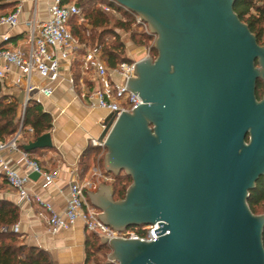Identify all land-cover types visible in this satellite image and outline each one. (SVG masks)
<instances>
[{"label":"water","instance_id":"obj_1","mask_svg":"<svg viewBox=\"0 0 264 264\" xmlns=\"http://www.w3.org/2000/svg\"><path fill=\"white\" fill-rule=\"evenodd\" d=\"M138 15L158 56L137 62L127 89L142 101L111 113L99 138L104 169L133 183L88 193L117 231L159 223L147 242L103 239L119 264H264V215L250 192L264 177V45L234 10L237 0H109ZM54 147L47 133L26 153ZM33 172L30 179L38 180ZM169 231V234L166 232Z\"/></svg>","mask_w":264,"mask_h":264},{"label":"built area","instance_id":"obj_2","mask_svg":"<svg viewBox=\"0 0 264 264\" xmlns=\"http://www.w3.org/2000/svg\"><path fill=\"white\" fill-rule=\"evenodd\" d=\"M39 1L35 0V4ZM101 8L105 12L118 14L107 4L101 5ZM22 11L23 7L19 5L14 12L1 16L0 26H6L11 30L17 28L20 25L19 17ZM34 12V17L26 23L28 27L26 33L17 44H12L10 36L6 34L3 36L4 43L0 46V82L5 89L19 92L21 97L16 99L20 105L22 122L29 102L35 101L42 105L41 97L51 99L57 84L63 81H67L78 98L92 109L106 110L120 116L122 112H132L142 104L139 95L127 89L129 79L136 78L134 70L140 60L130 59L120 63L115 69H109L102 59L101 46L87 49V46L82 45L70 28L73 17H78L80 24L85 23L83 12L76 3L62 4L61 0H51L48 18L44 21L37 20L36 9ZM133 15L137 24H147L138 15L134 13ZM144 49V58L155 59L150 46ZM80 50H84V64L80 81L76 83L72 69L75 56ZM89 71H92L93 77L86 80L84 75ZM22 126L18 133L6 142L0 141V181L6 180L9 187L16 191L22 200L36 202L43 210L49 212L48 222L53 233L72 228L78 221H82L86 231L96 234L101 240L124 238L152 242L161 236L155 233V230L160 228L159 223L117 231L102 222L98 216L101 215V211L94 207L88 198V192L96 189L99 181L111 180L112 174L102 172L99 167L94 168L92 176L85 179L76 178L69 184L68 198L60 212L39 196H31L26 189L30 182L28 174H19L12 163L4 158L3 152H20L24 164L32 173H40L46 186L55 182L56 175L42 170L39 163L31 161L28 153L19 149ZM103 127L105 129L106 124ZM29 133H33V129H29ZM93 145L107 151L104 143L99 140L94 141ZM7 230L19 233V226L16 224ZM166 234H169V231ZM103 264L119 262L107 259Z\"/></svg>","mask_w":264,"mask_h":264},{"label":"trees","instance_id":"obj_3","mask_svg":"<svg viewBox=\"0 0 264 264\" xmlns=\"http://www.w3.org/2000/svg\"><path fill=\"white\" fill-rule=\"evenodd\" d=\"M62 4L76 3L82 10L85 23L80 24L78 17H73L70 21V28L75 37L84 46H101L103 51V61L109 69L117 68L120 63L130 61L126 54V46L120 39L117 30L130 32L133 25V14L125 8L109 0H61ZM18 0H0L1 16L8 15L15 11ZM107 4L123 15L124 19L113 17V13L105 12L100 6ZM236 14L242 22L247 24L251 32L256 36L258 43L264 45V0H237L234 6ZM86 32H91L87 36ZM108 37L112 41H108ZM134 44L138 47L147 46L152 40L150 35H137L131 33ZM153 57L158 56L155 45H151ZM84 54V52L82 53ZM73 64V76L76 83H79L81 74L76 72ZM6 89L0 82V141L6 142L20 130L21 138L18 147L24 151V146L35 142L39 137L51 133L53 129V117L50 113L44 111L42 105L35 101L29 102L25 110L23 122L20 117V105L16 97L6 93ZM264 95V83L259 80L257 83L256 96L259 100ZM33 129V133H29ZM35 150L28 154L41 152ZM101 148L89 145L80 157L79 166L82 175L88 173L90 168L97 161V156ZM99 162L104 167V158ZM114 175L113 184L114 199L123 200L126 196L127 189L133 183L131 176L122 174ZM8 187L6 180L0 181V191ZM248 205L251 211L257 215V209L264 205V177H261L256 184V188L250 192ZM20 207L8 200H0V264H54L49 254L38 247L28 246L21 240L18 233L7 230L19 222ZM264 241V235H263ZM111 248L104 244L99 236L87 232L85 254V264H103L111 254Z\"/></svg>","mask_w":264,"mask_h":264},{"label":"crops","instance_id":"obj_4","mask_svg":"<svg viewBox=\"0 0 264 264\" xmlns=\"http://www.w3.org/2000/svg\"><path fill=\"white\" fill-rule=\"evenodd\" d=\"M18 1L17 6L23 7L19 17L20 25L12 30L6 26H0V46L4 43L3 36L6 34L10 36L12 44H17L26 33L28 29L26 23L34 17L35 9L37 20L44 21L48 18V6L51 0H40L37 4H35V0ZM2 14L0 12V15ZM144 48L136 46L131 48L128 57L141 60L145 56ZM139 49H142L143 53L138 57L132 54ZM5 91L16 98L21 97L16 90L6 89ZM41 101L44 111L53 117L51 134L54 147L28 155L31 161L40 164L42 170L54 173L56 180L53 184L46 186L43 177L38 180L30 179L26 189L31 196H39L60 212L68 198L69 184L76 178L85 179L93 175L95 165L90 168L87 174L82 175L79 166L80 157L89 145L94 146L93 142L99 140L104 131L103 126L106 119L111 113L88 107L78 98L77 93L71 89L67 81L57 84L51 99L41 97ZM2 155L12 163L19 174H28L30 178L32 170L24 164L20 152L6 151ZM106 182L99 181L98 184L112 186ZM98 184L97 188L91 190L90 193L99 191ZM88 198L90 200L89 194ZM2 199L20 207V219L17 223L18 234L24 244L45 250L54 264H85L87 231L82 221H78L72 228L53 233L48 222L50 213L43 210L38 203L22 200L18 193L9 186L0 191V200Z\"/></svg>","mask_w":264,"mask_h":264},{"label":"rangeland","instance_id":"obj_5","mask_svg":"<svg viewBox=\"0 0 264 264\" xmlns=\"http://www.w3.org/2000/svg\"><path fill=\"white\" fill-rule=\"evenodd\" d=\"M12 10L13 9H10L9 11H4L2 13L11 12ZM113 15H114L113 17H115V18L124 19L123 18V15L121 13H120V15H115V14H113ZM132 17L134 18V21H133V25L131 27V31L130 32H125V31H122V30H117L118 33L120 34L121 41L124 42V44L126 46V54H127V56L130 53L129 51H130L131 48H133L135 46L138 47L132 41L131 33H135L137 35L146 34V35H150L152 37V40L150 42H148V45L147 46H143V47H148V46H151V45H155V41H156V38H157L155 35H153V34H151L149 32L147 24H141V25H139V24L136 23V17L134 15ZM86 34H87V36H89L91 34V32H86ZM108 41H112V39L110 37H108ZM88 48H92V46H87V49ZM83 52H84V50H80V52L75 56L76 65L74 67V70L77 73L80 72V74L83 71V64H84V61H83L84 60V57H83V54H82ZM141 53H143V50L142 49H139L138 51L133 52L132 54H134L136 57H138V55H140ZM102 57H103V51H102ZM92 77H93L92 71L86 72L85 75H84V79H86V80H88L89 78H92ZM106 153H107V151H104L101 148V151H100V153L97 156V161L94 164L96 167H99V169L102 172H104L105 169L101 165V162H99V159L102 158V157L104 158L105 155H106ZM122 174H125V173H122ZM114 181H115V177H114V175H111V180L110 181H107L106 183L113 184ZM257 215H264V205L258 207V209H257Z\"/></svg>","mask_w":264,"mask_h":264}]
</instances>
